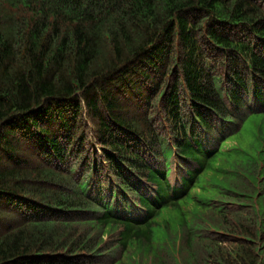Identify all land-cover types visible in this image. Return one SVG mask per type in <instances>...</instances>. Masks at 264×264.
<instances>
[{
  "label": "trees",
  "instance_id": "16d2710c",
  "mask_svg": "<svg viewBox=\"0 0 264 264\" xmlns=\"http://www.w3.org/2000/svg\"><path fill=\"white\" fill-rule=\"evenodd\" d=\"M0 264H264V0H0Z\"/></svg>",
  "mask_w": 264,
  "mask_h": 264
}]
</instances>
